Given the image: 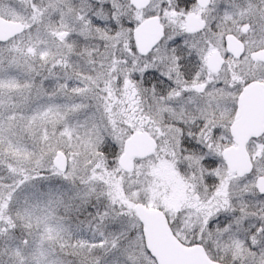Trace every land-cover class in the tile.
<instances>
[{"label":"snow or ice","instance_id":"obj_1","mask_svg":"<svg viewBox=\"0 0 264 264\" xmlns=\"http://www.w3.org/2000/svg\"><path fill=\"white\" fill-rule=\"evenodd\" d=\"M0 264H264V0H0Z\"/></svg>","mask_w":264,"mask_h":264}]
</instances>
